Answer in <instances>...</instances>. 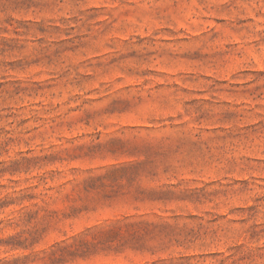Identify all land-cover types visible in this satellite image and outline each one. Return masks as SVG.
Instances as JSON below:
<instances>
[{
	"label": "rangeland",
	"instance_id": "374dc122",
	"mask_svg": "<svg viewBox=\"0 0 264 264\" xmlns=\"http://www.w3.org/2000/svg\"><path fill=\"white\" fill-rule=\"evenodd\" d=\"M0 264H264V0H0Z\"/></svg>",
	"mask_w": 264,
	"mask_h": 264
}]
</instances>
